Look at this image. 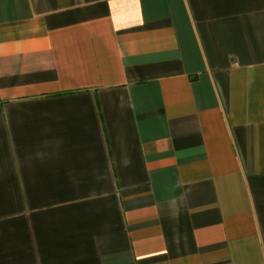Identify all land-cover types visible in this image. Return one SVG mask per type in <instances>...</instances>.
Here are the masks:
<instances>
[{"label": "crops", "instance_id": "0c3cea01", "mask_svg": "<svg viewBox=\"0 0 264 264\" xmlns=\"http://www.w3.org/2000/svg\"><path fill=\"white\" fill-rule=\"evenodd\" d=\"M0 264H264V0H0Z\"/></svg>", "mask_w": 264, "mask_h": 264}]
</instances>
